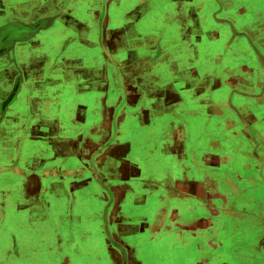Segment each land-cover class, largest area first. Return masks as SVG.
Instances as JSON below:
<instances>
[{"label":"crops","instance_id":"0c3cea01","mask_svg":"<svg viewBox=\"0 0 264 264\" xmlns=\"http://www.w3.org/2000/svg\"><path fill=\"white\" fill-rule=\"evenodd\" d=\"M43 1L31 19L59 11L53 22L0 53V140L46 142L53 170L78 161L85 209L67 213L80 228L63 223L57 243L102 240L101 185L113 207L136 184L128 202L156 208L146 241L170 237L179 264L263 260L264 0ZM19 261L0 242V264Z\"/></svg>","mask_w":264,"mask_h":264},{"label":"rangeland","instance_id":"374dc122","mask_svg":"<svg viewBox=\"0 0 264 264\" xmlns=\"http://www.w3.org/2000/svg\"><path fill=\"white\" fill-rule=\"evenodd\" d=\"M28 1V6L31 8L34 0ZM58 12L52 15H57ZM12 16L14 14L8 12L5 19L0 22V26H6L4 25L6 22L3 21L12 20ZM47 21L40 22L43 25L40 27H47L51 20ZM58 30L62 31V29ZM159 53V48L152 49V58ZM136 62L138 64L139 61ZM114 97V92L111 91L109 98ZM30 125L27 124L24 131H31ZM18 131L15 130L16 133ZM154 134L155 137L154 139L151 137L148 146L159 142L161 132ZM114 140L113 136L109 141L113 143ZM145 140L146 136L139 141L145 142ZM51 154L47 143L39 142L37 139L0 140V242L5 244L11 255L19 257L20 263L21 261L22 264H179L181 262L176 244L171 242L170 237H163L162 245H153L146 241L144 230L149 229L156 208L153 202L140 205H135L133 201L128 202V196L132 200L142 195V190L136 187V184L125 193L126 201L113 207L108 192L109 184L101 185L100 192H103L101 193L105 211L103 210V217L97 221V225L98 229L103 231L102 240L100 234L95 237L71 233L67 236L69 238L67 248L63 249L64 246L57 243L60 237L58 232L62 230L63 223L69 222L68 226L74 232L80 228L79 218H69L70 215L67 213L71 211L76 215L80 214L84 211L85 204L78 199L79 191L73 190V187L80 182L78 161L66 159V162L62 157L61 163L72 162L71 167L77 170L71 171L68 167L65 171L53 170L55 164ZM140 176L144 178V171H141ZM60 194H64V197ZM251 206L252 204L247 206L248 213L252 209ZM108 210L110 212L107 214ZM112 212H114L113 217ZM65 215L66 219H64ZM136 225L140 227V235L125 233L129 226ZM90 226L94 228L95 224ZM258 243L264 248V237ZM45 259L49 260L45 261ZM253 262L251 264H264V256L263 260L256 262L254 259Z\"/></svg>","mask_w":264,"mask_h":264},{"label":"flooded vegetation","instance_id":"af4514ba","mask_svg":"<svg viewBox=\"0 0 264 264\" xmlns=\"http://www.w3.org/2000/svg\"><path fill=\"white\" fill-rule=\"evenodd\" d=\"M4 1V0H3ZM10 1L15 0H8L5 4H3V9L0 8V22H2V19H5V16L8 14V12L14 14L12 16V20H6L3 22H35L32 24V26H16L13 28H9L11 26L10 24L6 26H0V53L4 54L6 51L9 50L10 46L14 41H26L31 39L34 35L38 33L39 30H41V27L39 26L40 22H48L47 20L50 19L51 22H53L54 16L49 15L46 17H42L37 20H32L35 13H31V9L28 6V0H18V4H11ZM31 1V0H30ZM45 0L43 1V3ZM47 3V2H46ZM41 4V3H40ZM23 6V13H18L19 8ZM37 13V12H36ZM39 13V12H38ZM5 15V16H3ZM19 79V77H18Z\"/></svg>","mask_w":264,"mask_h":264},{"label":"trees","instance_id":"16d2710c","mask_svg":"<svg viewBox=\"0 0 264 264\" xmlns=\"http://www.w3.org/2000/svg\"><path fill=\"white\" fill-rule=\"evenodd\" d=\"M39 26H43V25L39 23Z\"/></svg>","mask_w":264,"mask_h":264}]
</instances>
